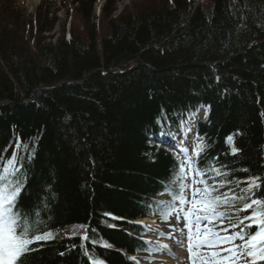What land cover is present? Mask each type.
Listing matches in <instances>:
<instances>
[{
    "label": "trees",
    "instance_id": "1",
    "mask_svg": "<svg viewBox=\"0 0 264 264\" xmlns=\"http://www.w3.org/2000/svg\"><path fill=\"white\" fill-rule=\"evenodd\" d=\"M118 1L40 0L26 16L0 0V154L11 156L12 135L34 150L19 208L41 206L39 227L55 234L26 264H88L85 251L134 264L125 253L144 244L123 221L159 213L148 205L177 168L146 138L163 109L196 99L209 108L197 127L208 146L202 171L227 165L232 190L264 177V0H136L117 13Z\"/></svg>",
    "mask_w": 264,
    "mask_h": 264
},
{
    "label": "snow or ice",
    "instance_id": "2",
    "mask_svg": "<svg viewBox=\"0 0 264 264\" xmlns=\"http://www.w3.org/2000/svg\"><path fill=\"white\" fill-rule=\"evenodd\" d=\"M204 114L206 117L207 109ZM192 115L190 114L188 119L179 120L175 135L171 131H163L164 123H171L170 120L165 118L158 121L162 129L160 135L168 136L175 141L181 133H185L186 138L179 139L178 143L173 145L181 159L177 162V168L173 169L170 181L161 184L163 192L160 194L167 193L171 199L169 201L153 200L148 206H154L165 221H170L173 217L176 222L183 220L184 228L180 229V232L183 234L185 229L187 230L190 264H224L225 261L228 264H236L240 260H243L244 264H264V199L256 198L264 189V183H262L264 177L249 176L244 180L237 179V187L240 184L247 185L240 189L242 194L237 195L232 190L233 182L229 177L233 174L226 170L227 165L213 166L202 171L199 168V158L207 151L208 146L205 142L206 138L197 133L194 137L195 142L191 145V151L189 150V139H192L193 131L190 127ZM234 135H228L225 138L228 144L233 145L231 147L233 156L241 151L234 146ZM14 143L15 148L10 157L7 155L8 148L0 154V264H26L28 257L38 251L33 245L51 241L55 235L52 231H42L39 227L41 223L39 217L43 214L41 206L38 205L32 212L19 208V197L25 188V183L21 179L23 161L25 157L31 160L34 150L29 152V145L19 139H16ZM22 149L24 156L20 154ZM218 159V157L214 158V160ZM189 178H191V184L186 182ZM186 189L191 190V199L186 195ZM224 189L227 190L222 191ZM48 190H51L50 187ZM237 201L248 202L243 203V208L233 207L231 212L221 210V205L230 202L234 205ZM43 207H47L46 201ZM249 209L252 210L250 214L244 215L238 223L232 222L231 218L234 214L246 212ZM104 215L110 216L109 213ZM33 217L36 219L33 220ZM246 221L248 223H245ZM77 227L83 229L85 233L80 239L88 241L89 226H74V233ZM164 234L160 232V235ZM168 235L169 239H175L171 233ZM92 243L95 246V242ZM103 246L108 247L106 244ZM81 247L85 245L82 244ZM161 247L167 248L168 245H161ZM208 247L219 248V251H203ZM84 254L88 257V264H104L103 260L94 259L88 251ZM60 255L63 256L64 253ZM130 259L135 261L136 258Z\"/></svg>",
    "mask_w": 264,
    "mask_h": 264
},
{
    "label": "bare ground",
    "instance_id": "3",
    "mask_svg": "<svg viewBox=\"0 0 264 264\" xmlns=\"http://www.w3.org/2000/svg\"><path fill=\"white\" fill-rule=\"evenodd\" d=\"M198 99H196L195 101H191V102H187L185 104L179 105L177 107H173L171 109H163V117L167 118L168 120L171 121V123L169 124H175V123H179V120L181 119H185L187 118L196 108L201 107V106H206L205 103H201L200 101H198L196 103ZM166 124H168L167 122H165ZM157 124V123H156ZM161 126L158 123L157 125V130L154 132H150L147 133L146 138L149 141H158L159 137H160V132H161ZM15 137H18V135H12L10 137V143L9 145L13 146L15 145L14 141L16 140ZM124 225L128 226V227H132L134 228L133 224H131L130 220H125L123 221ZM121 252V251H120ZM167 260V259H166ZM165 260V261H166Z\"/></svg>",
    "mask_w": 264,
    "mask_h": 264
},
{
    "label": "rangeland",
    "instance_id": "4",
    "mask_svg": "<svg viewBox=\"0 0 264 264\" xmlns=\"http://www.w3.org/2000/svg\"><path fill=\"white\" fill-rule=\"evenodd\" d=\"M38 1L39 0H15V3L20 8V10H22L26 14V16H29V14L33 13L35 7L37 6ZM135 1L136 0H120L117 13L122 12L125 9L130 8V6ZM58 17L60 19H62L64 17V11H59L58 12ZM55 30L57 32L58 28L55 27ZM187 193L191 197V190L190 189H188ZM235 230H237V229H235ZM75 234L78 235V236H81V231L75 230Z\"/></svg>",
    "mask_w": 264,
    "mask_h": 264
}]
</instances>
